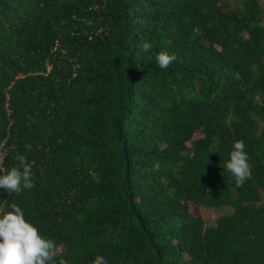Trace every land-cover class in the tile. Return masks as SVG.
<instances>
[{"label":"trees","instance_id":"1","mask_svg":"<svg viewBox=\"0 0 264 264\" xmlns=\"http://www.w3.org/2000/svg\"><path fill=\"white\" fill-rule=\"evenodd\" d=\"M17 155L34 187L0 189V215L66 264H264L261 0H0V172Z\"/></svg>","mask_w":264,"mask_h":264},{"label":"clouds","instance_id":"2","mask_svg":"<svg viewBox=\"0 0 264 264\" xmlns=\"http://www.w3.org/2000/svg\"><path fill=\"white\" fill-rule=\"evenodd\" d=\"M141 48L149 52L152 43L145 41ZM155 59L160 69H167L177 58L174 53L161 51ZM25 147L31 149V145ZM15 159L18 162L16 166L0 172V189L19 195L34 187L33 171L23 155H17ZM225 167L234 178L237 188L251 179L252 170L243 140L233 143ZM0 264H66V261L56 258L55 243L25 218L21 207L13 204L11 211L0 215ZM91 264H109V261L97 255Z\"/></svg>","mask_w":264,"mask_h":264},{"label":"rangeland","instance_id":"3","mask_svg":"<svg viewBox=\"0 0 264 264\" xmlns=\"http://www.w3.org/2000/svg\"><path fill=\"white\" fill-rule=\"evenodd\" d=\"M262 4L264 5V0H261ZM201 135H196L195 138H199ZM229 207H224V208H219V209H212V208H207V207H202L201 208V214L203 218L205 219V222L208 225H214L216 220L221 216L226 213L230 212Z\"/></svg>","mask_w":264,"mask_h":264}]
</instances>
